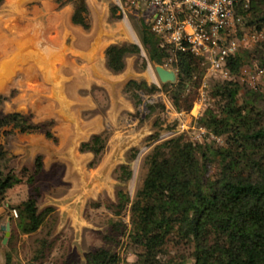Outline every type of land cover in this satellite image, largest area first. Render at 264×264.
<instances>
[{
    "label": "trees",
    "instance_id": "obj_1",
    "mask_svg": "<svg viewBox=\"0 0 264 264\" xmlns=\"http://www.w3.org/2000/svg\"><path fill=\"white\" fill-rule=\"evenodd\" d=\"M4 1L0 0V5ZM68 3L74 7L73 23L90 30L92 17L87 0H65L61 6ZM119 11V6H112V15ZM235 11L240 31L244 27L264 32V0H236ZM139 39L142 46L109 45L105 52L108 69L122 73L127 57L140 56L142 47L148 61L156 65H166L173 57L178 79L164 83L163 88L170 91L178 111H191L206 72L202 64L205 58L190 50L176 51L145 23L139 27ZM246 58L258 63L256 69L263 67L264 40L243 53L232 54L227 69L237 73ZM143 64H147L146 59ZM208 89L216 101L196 119L197 126L205 130L204 139L194 140L187 133H180L156 143L144 157L147 172L134 197L120 189L117 200L107 205L113 217L103 240L117 243L128 232L129 245L137 249L134 264H264V87L257 84L242 90L238 80L225 78ZM160 90L135 79H130L124 88L136 104L142 101L141 92ZM2 103L0 96V107ZM147 107L151 112L155 109V105ZM44 127L35 123L31 114L0 110V137ZM46 134L52 136L50 130ZM156 137L157 134L152 138ZM218 138L222 141L218 142ZM106 146L105 136L98 133L83 142L80 149L96 158ZM12 161L0 141V202L18 187H31L19 203L5 202L18 212V218L10 220L11 251L21 234L33 236L40 231L54 210L52 206L40 210L38 206L40 189L35 183L44 170L43 156L36 157L33 171L25 166L17 173ZM120 169L124 181L129 180V164ZM128 207L130 228L121 219ZM35 244L31 262L44 264L54 243L48 237H39ZM11 251L6 253V264L13 263ZM83 264H120V257L108 246H102L88 252Z\"/></svg>",
    "mask_w": 264,
    "mask_h": 264
},
{
    "label": "rangeland",
    "instance_id": "obj_2",
    "mask_svg": "<svg viewBox=\"0 0 264 264\" xmlns=\"http://www.w3.org/2000/svg\"><path fill=\"white\" fill-rule=\"evenodd\" d=\"M64 1L5 0L0 5V67L5 66L0 70V96L3 98L0 110L3 113L17 111L31 114L35 123L45 126L31 133L15 131L2 134L0 141L13 157L12 166L17 173L25 166L33 171L36 157L43 156L44 170L37 176L35 183L40 189L38 206L40 210L48 206L54 208L41 230L33 236L21 234L15 250L11 251L9 241L7 244L2 241L6 223L12 218L16 220L18 216L13 215L15 209L9 208L5 202L8 201L10 205L19 203L30 193L31 187H18L0 202V264H6L7 251L12 252V264H32L35 240L39 237H48L54 243L44 264H61L65 261L67 264H83L88 252L102 246L115 251L120 257V264H134L137 249L129 245L128 232L120 236L117 243L103 240V235L109 230V220L113 217L107 205L117 200V191L120 189L134 197L147 172L144 157L156 143L162 141V136L168 135L166 133H187L194 140L204 139L205 130L197 126L196 119L216 101L209 95V85L225 77L212 69L205 58L202 64L206 72L193 108L189 112L178 111L171 101L170 91L163 88L164 83L155 70L156 64L148 61L142 47L141 55L127 57L125 70L115 75L122 78L117 82L135 79L161 88L155 93L141 92L142 101L139 104L124 91H121L120 96L113 93L114 98L109 94V98L103 87L94 86L91 90H83L67 82L63 90L55 88L48 81L50 77L47 74L43 76L46 63L43 65L41 55L34 50V57L30 58L34 64L27 65L29 59L25 56V49L42 44L44 24H47L50 15L64 7L61 6ZM87 1L94 26L92 32L104 39L106 45L135 43L142 46L139 27L145 22L140 15L141 8L127 0ZM115 5L119 6L120 11L114 16L111 8ZM258 33H262V36L256 38L254 35ZM226 37L225 44L234 39L237 41L235 54H239L264 40V32H254L244 27L240 31L235 11ZM145 59L147 64L144 66ZM173 61L172 57L164 66L177 72L172 66ZM257 67L258 63L246 58L237 73L228 69L229 79L238 80L242 90L253 87L246 80V74ZM29 68L34 72V77L25 81V71ZM104 73L114 76L113 72ZM87 75L79 74L82 80ZM71 77L74 78L75 74ZM103 79H107V76ZM258 84L264 87L263 77L258 80ZM89 93H93V100H89ZM148 105H155V109L151 112ZM178 112H182V115H177ZM48 130L52 136H47ZM96 132L105 136L107 146L95 158L93 153L82 152L80 148L93 133L98 134ZM156 134L157 137L152 138ZM217 140L222 141L221 138ZM123 164H129L132 170V176L127 181H124L120 169ZM121 219L130 228L129 207Z\"/></svg>",
    "mask_w": 264,
    "mask_h": 264
},
{
    "label": "built area",
    "instance_id": "obj_3",
    "mask_svg": "<svg viewBox=\"0 0 264 264\" xmlns=\"http://www.w3.org/2000/svg\"><path fill=\"white\" fill-rule=\"evenodd\" d=\"M141 8L145 24L161 35L176 51L190 50L206 58L212 69L230 77L227 62L237 51L234 39L226 44L230 26L235 15L236 0H129ZM256 38L262 33L254 35ZM264 77V66L246 74V80L255 87ZM177 115H182L178 112ZM165 140L174 135L166 133ZM13 215L18 216L17 210Z\"/></svg>",
    "mask_w": 264,
    "mask_h": 264
},
{
    "label": "crops",
    "instance_id": "obj_4",
    "mask_svg": "<svg viewBox=\"0 0 264 264\" xmlns=\"http://www.w3.org/2000/svg\"><path fill=\"white\" fill-rule=\"evenodd\" d=\"M73 11V5L68 3L61 10L48 17L47 24H44L42 28V44L36 48L32 46L33 48L25 49V56L29 59L27 65L34 64V60L30 58L34 57L33 52L36 50L43 59V65L46 63V72L43 76L47 74L50 77L48 81H51L50 85L53 84V87L63 90L67 82H71V84H75L76 88L91 90L94 86L103 87L108 95H113L111 98H114L113 93L120 96L128 81L117 82L122 78L115 77V75L122 73L114 74L108 69L105 52L109 45H106L104 39L98 38L96 33L92 32L93 25L87 31L82 26L74 24L72 21ZM30 69L25 71V81H30L34 77V72ZM104 71H109L114 76L111 77ZM81 73L88 74L84 80H82V76H79ZM73 74H75L74 78L71 77ZM104 76H107V79H103ZM87 95L90 96L89 100H93V93Z\"/></svg>",
    "mask_w": 264,
    "mask_h": 264
},
{
    "label": "water",
    "instance_id": "obj_5",
    "mask_svg": "<svg viewBox=\"0 0 264 264\" xmlns=\"http://www.w3.org/2000/svg\"><path fill=\"white\" fill-rule=\"evenodd\" d=\"M155 70L162 83H167V82L174 83L178 79L177 72L173 69L167 68L164 65H156ZM10 220L11 219H9L8 222L6 223V233L2 241L3 244H7L11 236V221Z\"/></svg>",
    "mask_w": 264,
    "mask_h": 264
},
{
    "label": "bare ground",
    "instance_id": "obj_6",
    "mask_svg": "<svg viewBox=\"0 0 264 264\" xmlns=\"http://www.w3.org/2000/svg\"><path fill=\"white\" fill-rule=\"evenodd\" d=\"M4 68H5V66H4ZM4 68H3V66H1V67H0V70H2V69H4ZM0 85H2V82L0 83Z\"/></svg>",
    "mask_w": 264,
    "mask_h": 264
}]
</instances>
